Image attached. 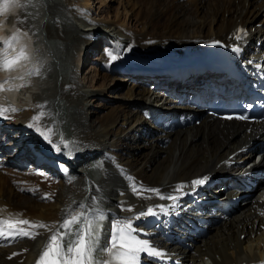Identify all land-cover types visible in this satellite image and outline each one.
I'll return each instance as SVG.
<instances>
[{"label": "bare ground", "instance_id": "obj_1", "mask_svg": "<svg viewBox=\"0 0 264 264\" xmlns=\"http://www.w3.org/2000/svg\"><path fill=\"white\" fill-rule=\"evenodd\" d=\"M96 1L98 17L91 13L93 0H0V25L18 22L36 54L35 61L28 59L23 33L12 35L10 47H0V61L22 50L27 57L10 71L0 68V107L19 109L0 117V150L8 156L0 167V219L59 227L69 212H84L93 228L100 226L101 246L117 222H128L140 239L166 253L163 262L264 264V179L252 200H236L242 193L238 177L264 172V126L241 133L236 124L201 117L199 125L180 130L173 123L189 111L182 88L161 85L164 71L201 63L211 44L229 43L239 23L251 32L244 63L263 73L264 0ZM108 2H118L115 16ZM90 57L91 79L81 76ZM154 67L164 71L154 73ZM116 68L122 71L115 75ZM143 76L158 84L141 83ZM17 82L23 87L16 92L11 85ZM120 82L127 85L114 93ZM185 87L196 91L190 82ZM114 99L122 102L110 103ZM40 112L38 126L53 143L29 127ZM250 143L257 147L245 153ZM207 173L212 186L219 182L226 190L196 189L192 181ZM133 186L158 189L159 195L137 193ZM98 214L103 219L97 223ZM28 230L37 235L0 237V264H37L56 229ZM95 258L112 256L97 250Z\"/></svg>", "mask_w": 264, "mask_h": 264}, {"label": "snow or ice", "instance_id": "obj_2", "mask_svg": "<svg viewBox=\"0 0 264 264\" xmlns=\"http://www.w3.org/2000/svg\"><path fill=\"white\" fill-rule=\"evenodd\" d=\"M23 23V21H20ZM244 35V30H240ZM17 37H13L16 39ZM240 39V36L236 37ZM218 43V42H217ZM6 46H11V41L5 42ZM239 51V49H235ZM106 54L112 59L116 60L117 55L113 54V50H106ZM23 50L17 57L8 59L5 54V59L0 61V68L10 71L21 60L26 59ZM8 81H5L7 83ZM23 87V85H21ZM12 90V89H7ZM37 107H42L38 105ZM19 111L15 106L9 105V107H0V117L8 118L9 113ZM44 117V113L40 112L37 116H34L33 123L29 124V127L39 128V121ZM229 119L231 117H228ZM239 119H247V117L240 116ZM47 133H51V129H47ZM40 134L44 136L49 143H53L51 136L46 134L45 131L40 130ZM54 147H57L54 145ZM207 177L199 178L192 181L193 185H202L207 181ZM183 187V186H181ZM133 191L142 193L143 191L155 192L159 195L158 189L143 188L137 189L133 186ZM162 199L164 197H161ZM175 200V196L168 197ZM147 214L155 215V211L152 208L147 209ZM141 216L145 213H140ZM98 221L103 219V214H98L93 218ZM18 225H27V228L19 227ZM74 225H80L73 231ZM45 228L53 229L49 237L48 242L42 251L37 264H111L110 261L97 259L94 262L93 253L99 250L100 253L107 252L112 256V260L118 262V264H140V254L143 253L148 257L164 258L166 253L159 250L155 245L150 244L145 239H140L136 229L133 228L131 223L114 225V231L110 234L108 242L103 246L100 245L99 229L93 232V220L88 219L84 212L71 211L66 215L65 220L56 225H46L43 222H34L26 219H19L15 222L10 220H0V237H12L15 235H21L34 238L37 233L31 232L28 229ZM67 238V239H66Z\"/></svg>", "mask_w": 264, "mask_h": 264}, {"label": "rangeland", "instance_id": "obj_3", "mask_svg": "<svg viewBox=\"0 0 264 264\" xmlns=\"http://www.w3.org/2000/svg\"><path fill=\"white\" fill-rule=\"evenodd\" d=\"M139 1V0H138ZM141 1V0H140ZM155 1H157V0H155ZM107 7H111V16H115L116 15V12L118 11V7H119V5H118V2H113V3H111V2H108L107 3ZM99 10H100V8H99V6L97 5V1L96 0H93V4H92V15H93V17H98V15L100 16V12H99ZM119 11L121 12V8H119ZM113 14V15H112ZM149 17H151V14H149ZM256 18H258L259 16H255ZM132 27H133V29H137L136 28V23H135V21H133V23H132ZM263 44H264V42H263ZM85 65V64H84ZM94 65H95V61H94V58H91L90 57V59H89V61H87V63H86V65L85 66H83V69H81V76L83 75H86L90 70H91V68H92V66L94 67ZM120 68V67H119ZM154 73H156L157 71L159 72V71H164V68H155L154 67ZM116 71H122V70H118V68H116V70H114V72H115V75H116ZM90 78L89 79H91V74L89 75V73L87 74ZM123 77H119V78H121V79H123V80H125V78L124 77H126V76H124V75H122ZM128 79H131L130 77H127ZM132 79H136V78H132ZM156 78L155 77H152V76H143V77H140L139 78V81L141 82V83H143V84H146V85H157L158 83L156 82V80H155ZM147 81V82H146ZM174 84V87H177V83H173ZM127 85V83H122V82H120L119 84H117L116 85V88L114 89V93H119V89L122 87V86H126ZM120 94V93H119ZM121 103L122 101L121 100H113V101H111L110 103ZM153 131H157L156 129H152ZM263 184L264 183H262L260 186H263ZM216 218H220L219 216H217Z\"/></svg>", "mask_w": 264, "mask_h": 264}]
</instances>
